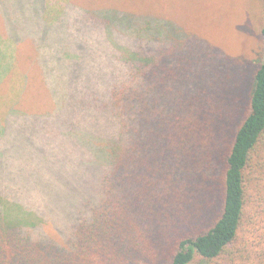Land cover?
<instances>
[{
    "label": "trees",
    "instance_id": "16d2710c",
    "mask_svg": "<svg viewBox=\"0 0 264 264\" xmlns=\"http://www.w3.org/2000/svg\"><path fill=\"white\" fill-rule=\"evenodd\" d=\"M126 1L59 17L110 35L118 68L77 102L48 75L61 83L55 115L77 114L61 150L38 151L55 179L26 166L59 192L39 199L17 176L0 188V264H264V0L239 18L262 39L251 73L226 44ZM87 115L104 125L86 128Z\"/></svg>",
    "mask_w": 264,
    "mask_h": 264
},
{
    "label": "rangeland",
    "instance_id": "374dc122",
    "mask_svg": "<svg viewBox=\"0 0 264 264\" xmlns=\"http://www.w3.org/2000/svg\"><path fill=\"white\" fill-rule=\"evenodd\" d=\"M151 1L155 3L154 6ZM151 1L131 0L129 4L127 0L124 3L126 6L129 4L132 10L154 9L180 23L188 24L189 30L210 38L214 44L218 46L226 44L232 55L243 54L249 64V72L255 70L257 65L252 61L258 58L262 39L254 32L252 23L250 24L246 18L239 20L244 11L250 10L253 0ZM89 4L102 7L117 4L122 6L123 2L0 0V188L3 187L4 190L11 188V183L17 181L14 179L17 176L19 185L27 180L32 183L24 184L26 187H30L31 190L40 188L41 191L35 190V195L39 199H52L59 192L44 189L38 182L41 180L36 181L32 169L26 165L35 168L45 165L43 171H40V168L38 170L41 174L45 172L46 179L48 176L52 177L54 171L48 172V169H45L47 161H41L44 154L38 151L48 145L53 149H62L59 130L73 122L66 119L65 114H77L78 107L72 103L73 112L71 108L65 113L60 109L55 115V111L61 108L58 107L59 99L62 97L58 93L61 92L60 85L66 80L71 81L65 92L74 96L73 101L77 102L83 90L107 89L110 82L109 74L106 72L116 71L118 68L111 63L109 54L118 50L119 45H113L114 39L110 40V35L104 33V37L101 35L96 37L93 34H86L92 31L91 26L95 27L92 24L89 28L87 27L89 23L80 20L75 24H65V21L59 23L62 11L71 15L70 22L77 18L79 7L87 8ZM142 13L145 14V11ZM238 24L239 27L234 29V34L233 28ZM94 32L99 34L96 30ZM105 37H108L109 41ZM114 37L115 35L112 36ZM120 39L122 41L123 37ZM235 39L237 46L233 42ZM245 39L251 43L250 47ZM237 49L239 51H236ZM105 52L107 55H102ZM48 63H53V66L49 67ZM52 72L54 73L50 76ZM48 75L52 79H60L61 83L59 80L51 82ZM79 100L83 98L80 97ZM86 104L94 105L91 96ZM87 117L89 119L82 120L86 128L91 126L92 121L97 127L104 125L102 119L92 120L90 115ZM49 139L53 141L50 142ZM14 171L16 174L12 176L11 172ZM55 177L53 174L54 179ZM210 215L211 213L208 219ZM49 222L45 226L51 231L53 226Z\"/></svg>",
    "mask_w": 264,
    "mask_h": 264
}]
</instances>
